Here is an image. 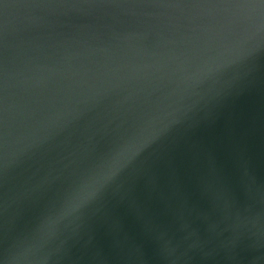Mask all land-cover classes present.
<instances>
[{
	"label": "water",
	"instance_id": "water-1",
	"mask_svg": "<svg viewBox=\"0 0 264 264\" xmlns=\"http://www.w3.org/2000/svg\"><path fill=\"white\" fill-rule=\"evenodd\" d=\"M0 264H264V0H0Z\"/></svg>",
	"mask_w": 264,
	"mask_h": 264
}]
</instances>
